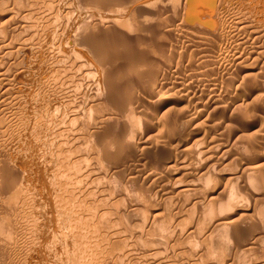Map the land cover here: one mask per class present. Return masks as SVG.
I'll return each mask as SVG.
<instances>
[{
  "label": "rangeland",
  "instance_id": "rangeland-1",
  "mask_svg": "<svg viewBox=\"0 0 264 264\" xmlns=\"http://www.w3.org/2000/svg\"><path fill=\"white\" fill-rule=\"evenodd\" d=\"M185 2L0 0L1 35L8 36L18 47L7 54L0 49L2 67L8 68L10 77L0 80L4 83L0 85V264H105L107 254L109 257L131 248H137L138 252L147 247H154L151 253L158 258L160 255L156 252L161 254L162 245L168 248L162 253L176 250V260L199 258L200 264H264V230H259L260 226L246 223L240 245L228 241L227 246L222 247L218 244L220 222H216L218 217H227L226 221L256 220L257 208L264 209V189L250 194L244 192L246 199L233 202L222 215L209 216L198 228L195 208L212 201H226L221 188L228 184L230 176L207 184L206 190L185 192L183 195L190 203L187 206L181 202L180 206L176 199L182 193L170 192L165 181L170 175H164L170 159L181 156L182 148L190 149L204 137H215L237 147L248 140L253 142L254 147L245 151L242 158L227 157L229 160L222 169L227 174L232 173V177L240 176L244 169L264 165V106L257 99L264 80L239 90L236 85L227 88L223 84V79L228 81L227 69L235 50L243 56L259 58L261 54L260 58H264V41H257L249 29H241L234 23V19L239 20L243 14L252 15L255 19L245 16L240 19L254 20V24L264 29V0L220 3L221 17L226 21H223L226 28L222 42L216 39V34L214 37L213 34L191 33L185 27ZM216 3L217 0H210L205 4L198 2L197 6L200 10L201 7L210 9ZM24 23L30 26H23ZM24 41L28 44L20 47ZM88 41H92L93 46L86 44ZM218 44L224 48L227 58L215 67L214 75L196 79L188 97L181 96L178 82L197 69L195 65L178 64L180 58L187 55L196 61L206 51L211 59ZM98 59L108 62L99 71L93 69ZM160 67L167 68L162 71ZM90 69L93 70L85 72ZM104 71L103 82L99 75ZM12 74L15 77H11ZM214 77L223 79L216 81ZM101 81L103 85H110L98 91L102 97H111L112 89H118L116 95H112L114 100L125 104L130 101L127 109L136 112L137 135L132 137L131 147H116L119 152L112 148L109 155L113 157L105 155L104 146L99 141L97 145L96 141L102 138V142L109 145L118 140L119 135L113 132L119 134L124 124L122 120L103 124L96 120L109 111L112 104L109 98L110 104L103 100L92 102L93 89ZM6 87H10L12 93H5ZM200 91L210 103L218 102L224 94L237 96L239 101L243 100L241 108L245 117L237 118L225 103H216L204 112L205 116H200L201 123L207 113L209 116L203 121L205 125H198L201 128L188 129L176 123L180 114L185 113L181 112L185 101L189 98L197 101ZM155 98L181 103L163 112L159 101L149 103ZM97 136H101L100 139ZM159 171L160 176L156 178ZM179 177L186 178L182 174ZM153 216L162 218L168 229L159 230L158 225L156 228ZM180 231L185 232L179 235ZM166 236L171 243L163 241ZM152 237H156L157 242ZM148 239L153 240L145 242ZM158 246L160 251L154 250ZM99 247L104 248L103 252ZM117 262L123 263L120 259Z\"/></svg>",
  "mask_w": 264,
  "mask_h": 264
},
{
  "label": "bare ground",
  "instance_id": "bare-ground-1",
  "mask_svg": "<svg viewBox=\"0 0 264 264\" xmlns=\"http://www.w3.org/2000/svg\"><path fill=\"white\" fill-rule=\"evenodd\" d=\"M29 1V0H28ZM66 1V0H65ZM139 1V0H138ZM208 1L210 0H186L185 2V9H184V13H183V17H184V25L185 27L191 32V33H197V32H201V33H205V34H216L218 35V37L216 38L218 41L222 42L223 39H224V34L223 32L224 29L226 28V26L224 25L223 20L222 19V14L220 11V3H224L225 0H217V3L215 5V7L212 6V8H202L201 7V10L199 9L200 7L197 6V3L198 2H201V3H207ZM39 2V1H38ZM63 2V1H62ZM31 4V3H30ZM226 4V3H224ZM241 4V3H240ZM2 5V4H1ZM134 5V4H133ZM56 6V5H55ZM123 6V5H122ZM125 6V5H124ZM227 6V5H225ZM244 6V5H243ZM251 6V5H250ZM35 7V6H34ZM49 7V6H48ZM132 7V6H131ZM144 7V6H143ZM224 7V6H223ZM228 7V6H227ZM31 8V7H30ZM232 8V7H231ZM244 8V7H243ZM242 8V9H243ZM252 8V7H251ZM250 8V9H251ZM49 9V8H48ZM64 9V8H63ZM102 9V8H101ZM245 9V8H244ZM35 10V9H34ZM198 10V11H197ZM241 10V9H240ZM247 10V9H246ZM253 10V9H252ZM34 12V11H33ZM32 12V13H33ZM63 12V11H62ZM248 12V11H247ZM264 12V11H263ZM230 13V12H229ZM235 13V12H234ZM239 13V12H238ZM237 13V14H238ZM259 13V12H258ZM261 13V12H260ZM33 14H36V13H33ZM48 14V13H46ZM58 14V13H57ZM236 14V15H237ZM242 15V14H241ZM222 16V17H221ZM243 16H245L243 14ZM243 16H241L240 18H242ZM250 15V17H246V18H254V16ZM50 17V16H49ZM144 17V16H143ZM182 17V19H183ZM244 17V18H245ZM53 18V17H52ZM227 18V17H226ZM239 18V16H238ZM239 20L236 18L234 19V23H236L237 26H239L241 29H249L255 36L257 39V41H264V29L262 27H260V25H256L254 24V20H249V21H245L244 18L243 19H240ZM245 18V19H246ZM258 18V17H257ZM264 18V17H263ZM262 18V19H263ZM15 19V18H14ZM13 19V20H14ZM255 19V18H254ZM5 21V20H4ZM228 21V20H227ZM253 21V22H252ZM256 21V20H255ZM183 22V21H181ZM226 22V21H225ZM257 22V21H256ZM260 22V21H259ZM2 23V22H1ZM232 23V21H231ZM251 23V24H250ZM263 23V22H262ZM252 24H254L255 26H253ZM258 24V23H257ZM261 24V23H260ZM26 26V27H29L30 25L29 24H26L24 23L23 26ZM126 25V24H125ZM130 25V24H129ZM140 25V24H139ZM233 25V24H232ZM264 25V24H263ZM22 26V28H23ZM32 26V25H31ZM236 27V26H235ZM130 29V27L128 28ZM126 30V28L124 29ZM240 30V29H239ZM1 32H2V29L0 27V49L3 50V52L5 54H7L8 52H12V50L14 48H18V47H15L14 45V42L10 40V38H8V36H2L1 35ZM125 32V31H124ZM188 32V31H187ZM4 33V32H3ZM126 33V32H125ZM128 33V32H127ZM238 33V32H237ZM240 33V32H239ZM251 33V34H252ZM34 34V33H33ZM125 35V34H124ZM246 35V34H245ZM228 36V35H227ZM215 37V35H214ZM211 38V37H210ZM248 38V37H247ZM30 39V37H29ZM32 39V38H31ZM10 40V41H9ZM231 40V39H230ZM256 41V39H255ZM190 43V42H189ZM236 43V42H235ZM28 43L27 42H23L21 43L19 46L20 47H25ZM86 44H89V46H93L92 44V41H88L86 42ZM228 45V44H227ZM230 45V44H229ZM233 45V44H232ZM242 45V44H241ZM155 46V45H154ZM190 46V45H189ZM231 46V45H230ZM228 47V46H227ZM230 48V47H229ZM238 48V47H237ZM236 48V49H237ZM22 49V48H21ZM90 49V48H89ZM92 49V48H91ZM94 49V47H93ZM1 50V52H2ZM160 50V48H159ZM234 50V48H233ZM232 50V52H233ZM255 50V49H254ZM215 52V55L213 58L209 59V53H204V55H202V57L196 61L193 60V58H191L190 56L188 57L187 55H183L180 60L178 61V64H181V65H186V66H191V65H195L197 71L194 72L192 75H184L183 77H181V80L178 82V90L181 94V96H186L188 97V93L190 92L191 89H194L195 87V80L197 79H202V78H207L210 74V76L214 75V72L213 70L215 69V67L221 63H223V60L227 58L226 54L224 53V48L222 47L221 44H218V46H215V49L213 50ZM237 50H235V52H233L234 54V57L233 59L231 60L232 63L230 65V68L227 69V75L229 76L226 80L228 81H224L223 79V84H226L227 88H230V86H237L236 90H239L241 87L244 88L245 86H249V85H257V84H260L263 82L264 80V58L261 59V54L258 55L261 57L259 58H252L250 56H243L242 52H237ZM2 52V53H3ZM92 52V51H91ZM94 52V50H93ZM198 52V51H197ZM172 53V52H171ZM95 54H97V52H95ZM216 54H218V56H216ZM252 54V53H251ZM228 55V54H227ZM230 55V54H229ZM247 55V54H246ZM253 55V54H252ZM251 55V56H252ZM97 56V55H96ZM157 57V56H156ZM93 58V57H92ZM97 58V57H95ZM231 59V58H230ZM80 60V58H79ZM99 60V59H98ZM97 60V67L96 68H93V69H96L97 71H99V69H101L102 67L106 66L108 64V62H104V60H99L100 63L98 62ZM71 61V60H70ZM82 62V61H81ZM80 62V63H81ZM84 62V61H83ZM79 63V62H78ZM78 63H74L75 64H78ZM99 66V67H98ZM167 66V65H166ZM4 67V66H3ZM2 67V61L0 60V80H4V79H10V77L8 78V71H6L4 68ZM169 67V65H168ZM25 69L27 68V66L24 67ZM23 68V69H24ZM167 68V67H166ZM164 68V69H166ZM20 69V68H19ZM93 69H90V70H86L85 72H91V70ZM163 69V70H164ZM170 69V68H169ZM160 70L161 67H160ZM159 70V71H160ZM162 70V71H163ZM14 71V70H13ZM96 71V72H97ZM169 71L168 70V74H169ZM16 72V71H15ZM161 72V71H160ZM95 73V72H94ZM96 74V73H95ZM172 74V73H171ZM216 74V73H215ZM240 74V75H239ZM17 75V74H16ZM85 75V74H84ZM163 75V74H162ZM164 75H166L164 73ZM161 76V75H160ZM159 76V77H160ZM168 76V75H167ZM173 76V75H172ZM171 76V77H172ZM238 76H240L238 78ZM11 77H15L14 74H12ZM46 77V76H45ZM17 78V77H16ZM104 78H106V73L104 71V73H100L99 75V80L102 79V81L104 82ZM165 78V76H164ZM79 79V78H78ZM214 79H216V81H220V79L217 77ZM221 79V80H222ZM16 80V79H15ZM13 80V81H15ZM167 80V79H166ZM17 81V80H16ZM98 82L96 83V86L94 87L93 89V94H95V96L93 97V100L92 102H96V101H99V100H103V101H106L108 104H110L109 102H111L112 104L109 105L110 107V110L109 111H106V112H103L102 114H100L99 116L96 117V120L97 121H100V123H111V122H114L116 120H122L123 121V128L122 130L120 131V133H116V132H113L114 135H119V138L118 140L110 143L109 145L108 144H105L103 143L100 139L99 136H97V138H99L100 140L97 139L96 143L97 145H99V142H100V145L101 146H104V149H105V155L107 156H112V155H109L112 151L111 149L115 147L117 148H130L132 143H133V139L132 137L136 136L137 135V131H136V122L134 121L135 117H136V112L134 111H130L129 109H127L128 107V104H131L130 101H128L126 104L125 103H119V102H116L114 100V97H112V95H116L115 93L117 92L116 90L118 89H112V94H111V97L108 96V98H106L105 96L102 97V94H100L98 91L102 88H104V85L107 86V83L103 85V82ZM215 81V82H216ZM161 82V81H160ZM3 83V82H2ZM6 83V82H5ZM17 83V82H16ZM19 85H20V82H18ZM17 83V84H18ZM4 84V83H3ZM3 84L0 83L1 86H3ZM222 84V82H221ZM217 85V84H216ZM214 85V86H216ZM6 86V85H5ZM11 86V85H9ZM105 86V87H106ZM110 86V85H109ZM107 86V88L109 87ZM10 88V87H9ZM8 87H6L4 89L5 93L9 94L10 91L12 93V90L11 88L9 89ZM111 88V87H110ZM3 89V87H2ZM105 89V88H104ZM215 89H219L218 87L215 88ZM215 89H212L214 92H215ZM221 89V87H220ZM110 90V89H109ZM259 92L257 94V99L258 101L261 102V105L264 106V83L263 85H260V89ZM3 93V91H2ZM4 93V94H5ZM239 93V92H238ZM110 94V93H109ZM221 94V93H220ZM3 95V94H2ZM204 92L202 93L201 95V91H200V94L197 95L196 99L197 101H191V98H189L188 100L185 101V105L184 107L182 108V111L183 110L185 111V113L183 112L182 114H180V116L176 119V123L179 124V122L182 124V126L184 125L186 128L188 129H192L193 127L194 128H197L196 126L200 125L202 127V123H204L203 121L206 119H209V116H208V113L206 115V117L204 118V120L200 121V116H205L204 115V112H208L210 107H212L213 105H215L216 103H219V104H223L225 103L231 110V114L234 115L235 117L237 118H244L245 117V112L244 110L241 108V105L243 103V100H238V97L237 96H233V95H227V94H224V95H221L220 96V100L218 102H215V101H212L210 103V100L209 102L205 101L204 98ZM253 96V95H252ZM255 96V95H254ZM134 98V97H133ZM108 99V101H107ZM179 100V99H178ZM183 100V99H182ZM159 101L160 103V106L159 108L162 109L163 112H167V111H170L172 109H174L175 107L177 108V106L181 103L180 100L177 101V103H174V102H171V101H167V99H165V101H162L161 99H157L155 98L154 100H149V103L150 104H156L157 102ZM204 101V102H203ZM238 102V103H237ZM184 103V102H182ZM243 107V105H242ZM166 108V109H164ZM40 110V109H39ZM208 110V111H207ZM230 113V112H228ZM203 119V118H202ZM200 121V122H199ZM205 125V123H204ZM198 126V127H200ZM200 127V128H201ZM202 131V130H201ZM206 136V135H205ZM79 137H77L78 139ZM99 141V142H98ZM160 145V144H159ZM166 145V144H165ZM184 145H186L184 143ZM151 146V145H150ZM154 146V145H153ZM158 146V145H157ZM77 147V146H76ZM96 147V146H95ZM137 147V146H136ZM168 147V146H166ZM254 147V144L253 142L251 141H245L244 144L241 146V147H237V145L233 144V143H228L226 144L225 142H223L221 139H217L215 137H210V138H206L204 137L202 141H199V143H196L194 146H191L190 149L188 148H182V155L181 156H178L177 158H174V159H170L168 162H169V168H168V172H165L164 175L168 174L170 175V179L167 181L165 179H167L165 177V181H166V187L168 190H170V192L172 193H175V194H180L182 193V196L181 194L177 197L176 201L177 203H179V205L181 206V204H185L188 206L187 203H190L185 197H184V193L187 192V191H193V190H199L201 188H204L206 190V185L207 184H210L214 181H218V180H221L222 178H225V177H228L227 175L230 176V178L228 177V184L224 185L222 191H223V195L222 197L225 198L226 201H212L210 202L209 205H204V204H200L198 207L195 208V214L197 213V215L199 216L196 220L198 221V224H197V227L199 228L200 225H201V222H203V220H205L206 218H208L209 216H212V215H222L223 211L229 207V206H232V203L235 202V201H241V200H244L246 199V194H250V192H257L259 191V188L261 189H264V165L262 166H256L254 168H247V169H244V171L242 173H240L241 175L236 177H232V173L231 175L230 174H227V172L225 170L222 169V166L225 164V162L227 160H229L227 157L230 155H234V156H238V157H243L244 154H245V151L247 150H250L251 148ZM98 148V147H97ZM153 148V147H152ZM151 148V149H152ZM169 149V148H168ZM118 152L119 150L116 149ZM122 150V149H121ZM131 150V149H130ZM136 150H138L136 148ZM140 150V149H139ZM115 151V150H114ZM99 152V150H98ZM133 152V151H132ZM131 152V153H132ZM136 152V151H134ZM91 153V152H90ZM100 153V152H99ZM115 153H117L115 151ZM113 154V153H112ZM100 155V154H99ZM136 155V154H135ZM71 156V155H70ZM80 156V155H79ZM94 156V155H93ZM169 156V154H168ZM91 157V156H90ZM97 157V156H96ZM113 157V156H112ZM126 157V156H125ZM157 157V155H156ZM77 158V157H76ZM100 159V157H97ZM127 158V157H126ZM10 159V158H9ZM101 159H103L101 157ZM158 158H156L157 160ZM231 159V158H230ZM104 160V159H103ZM162 160V158H161ZM198 160L199 164L198 163H195V161ZM235 160V159H234ZM238 160V159H237ZM232 161H233V158H232ZM163 162V161H162ZM167 162V160H166ZM197 162V161H196ZM231 162V161H230ZM2 163V162H1ZM4 163V162H3ZM164 163V162H163ZM8 164V162H7ZM11 164V163H10ZM13 164V163H12ZM228 164H230L228 162ZM3 165V164H2ZM9 166V165H8ZM80 166H81V163H80ZM167 166V165H166ZM165 166V168H166ZM156 167V166H155ZM168 167V166H167ZM13 168V167H12ZM45 168V167H44ZM146 168V167H145ZM10 169V168H9ZM17 169H20V168H17ZM16 169V170H17ZM89 169V168H88ZM87 169V170H88ZM15 171V169H13ZM78 170V169H77ZM98 170V169H97ZM19 171V170H18ZM240 171V170H239ZM83 172V171H82ZM88 172V171H86ZM139 172V170H138ZM147 172V171H146ZM160 172L159 171V175L156 177L158 178L160 176ZM230 172V171H228ZM15 173V172H14ZM13 173V174H14ZM78 173V172H77ZM84 173V172H83ZM96 173V172H95ZM98 173V172H97ZM156 173V172H155ZM16 174V173H15ZM21 174V173H20ZM87 174V173H86ZM90 174V173H88ZM94 174V173H93ZM180 174L185 175L186 178L184 179H180ZM236 174V173H235ZM84 175V174H82ZM162 176H164L163 174H161ZM237 175V174H236ZM88 176V175H87ZM86 176V177H87ZM147 176V175H146ZM109 177V176H108ZM139 178V177H138ZM241 178V179H240ZM143 179V178H142ZM161 180V179H160ZM198 180V181H197ZM85 181V180H84ZM87 181V180H86ZM203 181V182H202ZM1 182V181H0ZM13 183V182H12ZM161 184V183H160ZM213 184V183H212ZM215 184V183H214ZM216 185V184H215ZM109 186V185H108ZM90 187H92L90 185ZM211 187V186H210ZM216 187V186H214ZM213 187V189L215 190V188ZM106 189V188H105ZM212 189V188H211ZM112 190V189H111ZM94 191V190H93ZM106 191V190H104ZM216 191V190H215ZM58 192V191H57ZM102 192V191H101ZM108 192V191H107ZM245 192V193H244ZM70 193V192H69ZM95 193V192H94ZM93 193V194H94ZM110 193V192H109ZM67 194V193H66ZM73 194V193H72ZM101 194V193H100ZM255 194V193H254ZM253 194V195H254ZM60 195V194H59ZM68 195V194H67ZM103 196V193L101 194ZM100 195V196H101ZM107 195V194H106ZM109 195V194H108ZM114 197V196H113ZM62 198V197H61ZM110 198V196H109ZM107 198H105L106 200ZM114 199V198H113ZM111 200V198H110ZM97 201V200H95ZM107 201V200H106ZM101 202H102V198H101ZM165 202V201H164ZM168 202V201H167ZM182 202V203H181ZM170 203V202H169ZM172 203V202H171ZM181 203V204H180ZM173 205V204H172ZM184 206V205H182ZM64 207V206H63ZM141 207V206H140ZM171 207V205L169 206ZM174 207V206H173ZM92 208V207H91ZM103 209H105V207H103ZM174 209V208H173ZM178 209V208H177ZM156 210V209H155ZM61 211V210H60ZM59 211V212H60ZM63 211V210H62ZM99 211V210H98ZM102 211V210H101ZM105 212L107 210H104ZM143 211V210H142ZM181 211V210H180ZM84 213V212H83ZM88 213V212H87ZM100 214V213H99ZM159 214V213H158ZM224 214V213H223ZM69 215V214H67ZM83 215V214H82ZM89 215V214H88ZM177 215V214H176ZM80 216V215H79ZM158 216V215H157ZM157 216H153L155 217L154 219V222L155 223V227L157 228L158 226V229L159 230H166L168 229L166 224L159 218H157ZM162 216V214H161ZM160 216V217H161ZM170 217V216H169ZM151 218V220H152ZM180 218V216H179ZM141 219H143L141 217ZM171 219V218H170ZM182 219V218H181ZM187 219V218H186ZM94 220V219H93ZM139 220H140V217H139ZM144 220V219H143ZM173 220V219H172ZM227 220V217H218L216 218V222H220L218 225L221 227V230H220V240L218 241V244L222 247H225L227 246V242L228 241H235V244L234 245H240V240L242 239V237L244 236V234L246 233L243 227V225H246L247 224H252V225H255L256 226H260L259 227V230H264V209L262 207H258L257 208V219L256 220H252V221H240L238 219H234V220H231V221H226ZM146 221V220H145ZM170 221V220H169ZM174 221V220H173ZM140 222V221H139ZM142 222V220H141ZM215 222V221H214ZM212 222V223H214ZM174 223V222H172ZM178 223L181 224V222L178 221ZM186 223V222H184ZM222 223V224H221ZM83 224V223H82ZM140 224V223H139ZM145 224V223H144ZM100 225V224H99ZM98 225V226H99ZM153 225V224H152ZM158 225V226H157ZM169 225H172L171 223H169ZM187 225V224H186ZM215 225V224H213ZM58 226V225H57ZM95 226V225H94ZM103 226V225H102ZM102 226H100L99 228H101ZM145 226V225H144ZM147 226V225H146ZM176 226V225H175ZM208 226H211L212 225H209ZM217 226V223H216V227H219ZM86 227V226H85ZM172 226H170L171 228ZM177 227V226H176ZM180 227H182V225H180ZM189 227V226H188ZM191 227V225H190ZM215 227V226H214ZM93 228V226H92ZM151 228V227H150ZM154 228V227H153ZM156 228L155 231H156ZM209 228V227H208ZM254 228V227H253ZM104 229V228H103ZM146 229V228H145ZM152 229V230H154ZM176 229V228H175ZM181 229V228H180ZM184 229V228H182ZM216 229H220V228H216ZM72 230V229H71ZM142 230V229H141ZM141 230L139 232H141ZM172 231V229H170ZM185 230V229H184ZM247 230V229H246ZM98 231V230H97ZM143 231V230H142ZM146 231V230H145ZM151 231V230H150ZM186 231V230H185ZM184 231V232H185ZM256 231V230H255ZM91 232V231H90ZM104 232V231H103ZM181 232V233H180ZM179 232V235L180 234H183L184 232L183 231H180ZM75 233V232H74ZM81 233V232H80ZM102 233V231H101ZM168 233V232H166ZM176 232H173L172 234H174ZM104 235V233H102ZM101 234V235H102ZM160 234V233H159ZM164 236H165V233H163ZM163 234H161L163 236ZM262 234V233H261ZM143 235V234H141ZM146 235V234H144ZM148 235V234H147ZM150 235H152L150 233ZM155 235V234H154ZM152 235V236H154ZM185 235V234H184ZM105 236V235H104ZM104 236H103V239H104ZM163 236V237H164ZM95 237V236H94ZM98 237V236H97ZM106 237V236H105ZM158 237V236H157ZM160 237V236H159ZM159 237H158V241L159 240ZM162 237V238H163ZM174 237V236H173ZM86 238V237H85ZM102 238V237H101ZM153 239H148V240H145V242L147 243H150L149 240H153L154 242L156 241L157 242V238L155 239L154 237H152ZM162 238H160L162 240ZM166 238V239H165ZM163 241L167 242V244L171 243L169 241L168 243V239H167V236L165 237ZM181 238V237H179ZM141 239V238H140ZM175 239V238H174ZM107 239L105 238V241ZM100 241V240H99ZM98 241V242H99ZM104 242L103 240H101V243ZM107 242V241H106ZM104 242V243H106ZM162 242V241H161ZM160 242V243H161ZM147 243H144L147 244ZM152 243V242H151ZM160 243H158L160 245ZM163 243V242H162ZM99 244V243H98ZM166 244V245H167ZM148 245V244H147ZM153 245H157V243L153 244ZM153 245H151L150 247H152ZM165 245V244H164ZM171 245V244H170ZM94 247V246H93ZM144 247H147L146 245ZM163 248H161L160 246V250H161V254L157 253L156 251V254L160 255V257L156 258L157 256L155 255V257L153 256V254L151 252H153V248H149L147 247V249H142L140 251L137 252V248H131L129 250H124V251H120L118 253H114V254H110V256L108 257L107 255L105 254H101V252H103V247H99V249L101 250L100 254L101 255H105V259H107L105 262L107 264H135V263H139V264H200L199 263V258H195V259H180V260H176L174 259L175 257V253H176V250L174 251H171V252H167L168 254L165 255V252L162 253V251H164V248L165 250H167L168 248L164 247L162 245ZM233 247V246H232ZM156 248V247H155ZM159 246L157 247V249H154V250H159L158 249ZM163 249V250H162ZM99 250V251H100ZM159 250V251H160ZM82 251V250H81ZM170 251V249L168 250ZM264 251V250H263ZM185 252V251H184ZM261 252V251H260ZM98 253V252H97ZM105 253V251H104ZM191 253V252H190ZM99 254V253H98ZM180 254V253H179ZM182 254V253H181ZM86 255V254H85ZM100 255V256H101ZM161 255H165V257L161 258L162 256ZM95 256V255H93ZM93 258V257H92ZM95 258V257H94ZM93 258V260H95ZM99 258V257H98ZM74 259V257H73ZM76 259V258H75ZM121 260L123 261V263H118L117 261L118 260ZM83 260V259H82ZM32 261V260H31ZM90 261V260H89ZM103 261V259H102ZM81 262V261H80ZM86 262V261H84ZM94 262V261H93ZM97 262V261H95ZM99 262V261H98ZM30 263V262H29ZM74 263V262H73ZM82 263V262H81ZM101 263V262H100ZM105 263V264H106ZM25 264V263H24ZM91 264V263H90ZM103 264V262H102Z\"/></svg>",
  "mask_w": 264,
  "mask_h": 264
}]
</instances>
